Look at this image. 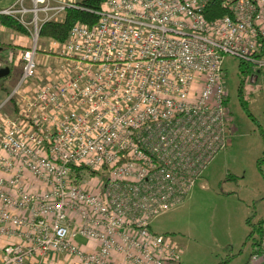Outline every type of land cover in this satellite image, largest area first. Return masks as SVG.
I'll return each mask as SVG.
<instances>
[{
    "label": "built area",
    "instance_id": "built-area-1",
    "mask_svg": "<svg viewBox=\"0 0 264 264\" xmlns=\"http://www.w3.org/2000/svg\"><path fill=\"white\" fill-rule=\"evenodd\" d=\"M27 1L0 13L36 39L76 7ZM207 1L106 0L96 24L52 40L68 74L27 86L4 115L38 69V48L23 51L21 80L0 104V264H182L177 241L151 222L229 146L225 56L253 67L244 94L264 77V0H223L232 14L210 22ZM244 264H264V230Z\"/></svg>",
    "mask_w": 264,
    "mask_h": 264
},
{
    "label": "rangeland",
    "instance_id": "rangeland-1",
    "mask_svg": "<svg viewBox=\"0 0 264 264\" xmlns=\"http://www.w3.org/2000/svg\"><path fill=\"white\" fill-rule=\"evenodd\" d=\"M61 1L50 0V3L57 5ZM32 5V0L25 3V6ZM42 5L44 3H39V6ZM61 14L58 17H62ZM50 15L42 12L39 18L45 19ZM24 19L31 21L33 16L29 13ZM9 33L23 36L6 28L0 31V41L5 44L11 42ZM26 36L29 38L24 46L16 48L12 43L7 44L13 48L12 61H6L13 67L6 82L11 88H7L6 92L0 90V101L4 103L21 80L22 55L27 48H38V69L34 77L23 81L18 93H14L13 100L3 105L4 115H11L16 108L23 106V96L31 91L25 90L27 86H31L33 91L44 81L68 74L62 68L67 60L52 52L53 49L51 51V39H36L34 33L23 37ZM15 48L19 49L18 53ZM2 58L0 64H4ZM239 64V59L225 56L224 85L234 125L228 148L220 151L208 164L185 200L156 215L151 222L156 233L172 235L177 241L181 248L182 264H242L252 251L250 242L244 245L251 230L247 217L253 216L256 222L264 216V77L260 76L259 81L245 91L249 110L256 119L253 120L239 99Z\"/></svg>",
    "mask_w": 264,
    "mask_h": 264
},
{
    "label": "trees",
    "instance_id": "trees-1",
    "mask_svg": "<svg viewBox=\"0 0 264 264\" xmlns=\"http://www.w3.org/2000/svg\"><path fill=\"white\" fill-rule=\"evenodd\" d=\"M106 0H77L74 3L76 7L69 6L66 7L65 11L62 12L61 18L49 19L42 23L39 31V38L51 39L57 41H65L69 35V31L74 24H87L94 25L98 22L99 16L94 12L99 10L101 5ZM204 17L207 21H216L225 15H231L232 10L229 4L225 3L223 0H208L203 11ZM0 24L8 29L16 31L22 35H30V29L26 27L16 16L0 13ZM0 47L4 49L11 48L12 46L7 45L0 41ZM252 66L243 61L239 64V74L240 85L238 87L239 99L241 105L247 112L248 116L253 120H256L252 112L249 110L247 99L243 91V86L246 81V77L252 71ZM3 86L0 85V90ZM13 100V99H12ZM228 102V98H227ZM16 105V103H15ZM264 159V158H263ZM261 162V159H259ZM247 224L250 225V232L246 236L244 245L248 242L252 245V251L258 249L260 237L264 230V216L259 218L256 222L253 220V216L247 218Z\"/></svg>",
    "mask_w": 264,
    "mask_h": 264
},
{
    "label": "crops",
    "instance_id": "crops-1",
    "mask_svg": "<svg viewBox=\"0 0 264 264\" xmlns=\"http://www.w3.org/2000/svg\"><path fill=\"white\" fill-rule=\"evenodd\" d=\"M18 1L19 0H0V10L8 8V7H11L13 5H16L18 3ZM3 29L5 30L6 27L0 24V31L3 30ZM12 32H14V31L12 30ZM8 36H9V39L11 40V42H7V44L12 43L13 45L16 46V48H17V46H24L23 44H26V40H27V38H29L28 36L23 37L25 35L19 36L18 34L16 35L15 33L14 34L9 33ZM12 49L13 48L4 49V47L3 48L0 47V57H3L2 61L4 62V64H0V80L2 81V83H0V85L3 86L2 90H4V91L8 88V86L6 85V82L9 79L10 73L12 72V69H13L12 66H10V65H8V63H6L7 60L8 61H12V59H11V57H12V51L11 50ZM18 50L19 49H16L17 53H18ZM7 52H8V55H6ZM0 61H1V59H0ZM10 88L11 87H9L8 89L10 90ZM2 101H0V104H1ZM248 217H250V216H248ZM1 249H0V260H1V256H2L1 255ZM62 260L63 259L61 258L58 261V264H63ZM246 261H247V259L244 260V262L242 264H244Z\"/></svg>",
    "mask_w": 264,
    "mask_h": 264
}]
</instances>
